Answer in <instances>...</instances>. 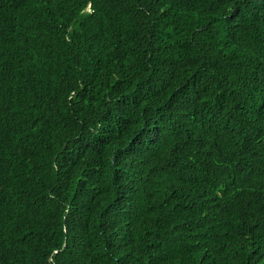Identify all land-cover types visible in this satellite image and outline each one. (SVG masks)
<instances>
[{"label":"trees","instance_id":"obj_1","mask_svg":"<svg viewBox=\"0 0 264 264\" xmlns=\"http://www.w3.org/2000/svg\"><path fill=\"white\" fill-rule=\"evenodd\" d=\"M0 264H264V0H0Z\"/></svg>","mask_w":264,"mask_h":264}]
</instances>
